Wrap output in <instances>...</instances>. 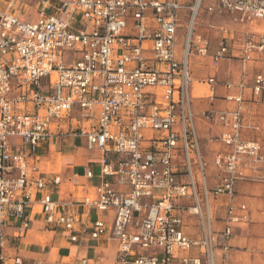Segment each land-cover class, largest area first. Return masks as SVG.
I'll list each match as a JSON object with an SVG mask.
<instances>
[{
    "label": "built area",
    "instance_id": "obj_1",
    "mask_svg": "<svg viewBox=\"0 0 264 264\" xmlns=\"http://www.w3.org/2000/svg\"><path fill=\"white\" fill-rule=\"evenodd\" d=\"M202 7L234 25L264 24V0H5L0 264H46L43 251L26 257L20 250L36 221L41 233H63L69 243H114L111 264H216L217 250L224 264L235 231L251 222L248 204L235 202L236 187L264 184L263 147L243 137L252 129L244 103H258L264 93L263 74L245 82L249 67L264 60V33H242L238 50L224 37L210 56L213 67L237 60L239 79L222 83L237 90L222 97L232 109L200 113L219 129L212 140L221 149L208 164L190 97L189 57L207 58L210 50V40L195 31ZM205 84L214 93L220 83L209 77ZM59 138L82 139L98 153L81 172L92 180L94 165L98 185L70 203L80 212L64 213L69 204L52 198L63 181L82 186L80 176H46L38 162ZM222 197L226 202L216 205ZM186 216L195 219L196 239L184 232Z\"/></svg>",
    "mask_w": 264,
    "mask_h": 264
},
{
    "label": "crops",
    "instance_id": "obj_2",
    "mask_svg": "<svg viewBox=\"0 0 264 264\" xmlns=\"http://www.w3.org/2000/svg\"><path fill=\"white\" fill-rule=\"evenodd\" d=\"M4 4L5 0H0V9H3ZM207 16L209 19L205 22V26L212 30L219 29V33L211 31L210 34H202L210 40L209 57H189V68L192 78L190 97L195 129L204 161L210 164L213 153L221 149L219 142L212 140L218 136L219 129L210 126L202 120L200 113L207 110L232 109L234 104L223 101L222 97L225 95H236L237 90L235 88L226 90L222 86V83L228 79L236 83L239 79L237 60H221L216 67H213L210 56L216 50L218 42L224 37L234 38L233 48L236 50L240 49L243 37L242 33L250 31V28H246V31L243 28L241 30L240 28L229 25V21L226 18ZM256 25L258 28L256 30L258 31L263 24L259 23ZM223 27L228 28L226 33L220 31V28ZM181 47L180 37L177 53L181 52ZM193 62L196 64H193ZM260 73L264 75V60L261 63H256L249 67L245 82L251 85L252 77ZM209 77H215L217 82L220 83L215 88L214 93L210 92L209 86L205 84L206 79ZM250 95L251 92L249 89L243 91V98L246 101L250 100ZM212 97H214L213 101L210 100ZM244 123L251 126L252 129L244 130L243 137L258 141L264 150V93L261 95L258 103H244ZM60 140H63V142L58 144ZM97 157L98 153L88 152L85 149L84 141L79 138H59L49 145L47 152L41 154L38 162L46 176L60 175L64 180L73 173L80 176L79 180L82 186L73 187L66 181H63L58 189H53L52 198L55 202L69 204L67 206H61L60 211L64 213L81 211L79 207L71 206L70 203L83 195L92 194L94 187L98 185L99 179L97 173L94 172V165H91L94 172V178L92 180L87 181L81 176L82 168L88 164L90 165ZM211 174L212 170L209 171V175ZM225 202L226 198L222 197L219 198L216 205L221 206ZM235 202L248 204L251 213V222L247 226H240L235 231L234 237L229 243L230 250L224 255V264H264V184H238L236 187ZM219 215H223L222 209L219 210ZM185 225V234L191 239H196L197 228L194 217L186 216ZM217 226L218 228L221 227L220 224H217ZM39 227L40 224L37 221L34 222L32 231L20 242L21 247H27L30 250L37 249V251H22L26 257H34V252L43 251L44 254L42 255L44 257L49 258L54 254L53 261L49 264H58L60 262H66L71 258L87 259L86 256H89L90 250L93 249L96 259L88 258L89 264H101L103 262L101 253L104 248L103 244L107 243L104 239L91 241L85 237L81 242L69 243L63 233L43 234L39 231ZM90 244L94 246L91 247ZM62 251L68 253L60 257L59 253ZM114 252L115 246L112 252V259ZM215 256L216 264H222V252L217 250Z\"/></svg>",
    "mask_w": 264,
    "mask_h": 264
},
{
    "label": "rangeland",
    "instance_id": "obj_3",
    "mask_svg": "<svg viewBox=\"0 0 264 264\" xmlns=\"http://www.w3.org/2000/svg\"><path fill=\"white\" fill-rule=\"evenodd\" d=\"M33 1H35V0H33ZM49 12H50V10H48L46 13H49ZM36 13H37L36 10L31 9V11L29 13V19L28 20H34L36 18ZM208 19H209V17L207 16L206 12L204 11V8L202 7V9H201V11H200V13L198 15L197 25L195 27L197 33H201V34H203V33H207L208 34L209 33L210 34L211 31L219 33V29L216 28V29L212 30V29H209L207 26H205V22ZM255 29H258V28H255ZM258 32L264 33V24L261 26V28H259ZM193 64H196V63L193 62ZM62 142H63V140H60L58 142V144L62 143ZM93 168H94V172L97 173L96 167L94 166ZM90 245H91V247L94 246L93 244H90ZM103 245H104L103 246L104 248H103V251L101 253L102 258H103V262L101 264H111V262H112V252L114 251V246L115 245H114V243H104ZM20 250L28 252V250H30V249H28L27 247H20ZM30 251H37V249H31ZM67 253L68 252H66V251H62L61 253H59V256L60 257L61 256H65ZM53 255L54 254H52L49 258L45 257L44 258V262L46 264L51 263V261H53ZM94 256H95V254L93 253V249H91L90 250V255L86 256V257H87V259L88 258H94L93 260H95L96 256L95 257Z\"/></svg>",
    "mask_w": 264,
    "mask_h": 264
},
{
    "label": "bare ground",
    "instance_id": "obj_4",
    "mask_svg": "<svg viewBox=\"0 0 264 264\" xmlns=\"http://www.w3.org/2000/svg\"><path fill=\"white\" fill-rule=\"evenodd\" d=\"M229 25H232V26H235V27H237V28H240L241 30H242V28H243V30H247L246 28H250V31H247V32H258L255 28H257V25L256 24H246V25H234V24H232V23H230L229 22ZM223 28H225V29H228L227 27H223ZM245 28V29H244Z\"/></svg>",
    "mask_w": 264,
    "mask_h": 264
}]
</instances>
